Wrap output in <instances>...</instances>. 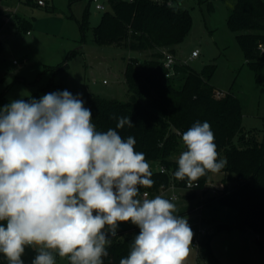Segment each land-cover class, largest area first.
I'll return each mask as SVG.
<instances>
[{"label": "clouds", "instance_id": "clouds-1", "mask_svg": "<svg viewBox=\"0 0 264 264\" xmlns=\"http://www.w3.org/2000/svg\"><path fill=\"white\" fill-rule=\"evenodd\" d=\"M110 118L116 129L134 126L129 117ZM214 140L207 121L182 134L177 180L192 188L226 166ZM135 145L112 128L97 131L80 94L68 90L0 108V253L9 264H24L28 246L38 250L31 264H56L53 253L70 264H103L106 245L129 221L140 231L119 264H184L193 231L169 199L141 197L154 181Z\"/></svg>", "mask_w": 264, "mask_h": 264}, {"label": "trees", "instance_id": "trees-1", "mask_svg": "<svg viewBox=\"0 0 264 264\" xmlns=\"http://www.w3.org/2000/svg\"><path fill=\"white\" fill-rule=\"evenodd\" d=\"M181 0H107L110 10L105 11L97 26L93 27L98 44L124 45L137 52H151L147 60L131 59L124 76L131 92L125 101L91 97L88 108L92 112V123L97 131L117 130L122 138L136 139L135 149L143 152L150 165L154 184L151 188H141V195H158L170 187L188 188V180H177L174 172L176 160L186 150L182 134L196 121H207L214 133L218 160L225 158L226 166L219 172L225 173V188L214 199L220 205L232 208L237 214L234 227L264 235V140L250 137L243 128V107L239 98L232 93L218 91L210 83L215 65H208L201 73L185 63H177L175 74L167 77L163 63V49L174 55L175 46L184 41L192 28V16L179 7ZM28 5H38L27 0ZM17 24L28 32L32 23L25 17L16 15ZM89 9L83 13L81 28L89 27ZM6 19L0 14V31ZM230 30L236 34L245 61L255 72L256 80L264 86L261 71L264 68V0H236L228 20ZM0 48L1 44H0ZM67 66L61 67L64 70ZM183 78V83L177 81ZM49 87H39L30 97L39 100L48 93ZM4 94L0 95V105H7ZM129 117L133 127L116 129L117 120L110 117ZM159 165L154 170L152 165ZM165 171L161 172V168ZM212 172L200 177L195 191L187 195L194 199L197 191H202ZM231 183V186L228 183ZM190 189V188H189ZM198 207L190 206L179 214ZM232 228L221 225L220 229ZM140 229L117 231L112 244L106 245L107 257L103 264H119L130 252L133 238ZM213 234L197 238V253L200 260L208 264H219L212 250ZM195 241V239H194ZM38 254L34 246L25 248L21 259L31 264ZM55 256V253H53ZM56 260V257H55ZM0 264H9L0 253Z\"/></svg>", "mask_w": 264, "mask_h": 264}, {"label": "rangeland", "instance_id": "rangeland-1", "mask_svg": "<svg viewBox=\"0 0 264 264\" xmlns=\"http://www.w3.org/2000/svg\"><path fill=\"white\" fill-rule=\"evenodd\" d=\"M27 0H0V14L6 25L0 31V95L8 104L33 95L39 87H49L48 93L68 90L80 94L88 108L91 97L125 102L131 92L124 72L131 59L147 60L151 52H137L124 45L98 44L93 27L102 14L93 0H45V6L28 5ZM236 0H181L179 7L192 16V28L184 41L175 46L179 63H185L201 73L215 65L210 83L218 91L232 93L243 107V128L250 137L264 140V86L245 61L244 52L229 26L228 20ZM89 9V27L81 28L84 10ZM16 15L28 19L30 31L17 24ZM167 50V49H163ZM162 50V52H163ZM198 57L191 59L193 51ZM67 66L63 71L61 67ZM264 79V68L261 71ZM183 83V78L177 81ZM4 105H0L2 108ZM154 170L159 165H152ZM225 173H211L204 190L194 199L187 195L194 189L170 187L161 196L176 205V215L187 218L193 231L190 254L184 264H208L198 258L194 239L203 231L213 234L212 250L219 264H264V235L243 231L235 226L236 211L212 200L225 188ZM231 186V183H228ZM217 191L214 194V191ZM198 207L179 214L190 206ZM221 225L232 228L220 229ZM131 222L120 223L118 232L133 230ZM35 247V246H34ZM36 248V247H35ZM56 264H70L67 257L55 253Z\"/></svg>", "mask_w": 264, "mask_h": 264}, {"label": "built area", "instance_id": "built-area-1", "mask_svg": "<svg viewBox=\"0 0 264 264\" xmlns=\"http://www.w3.org/2000/svg\"><path fill=\"white\" fill-rule=\"evenodd\" d=\"M32 1L34 3H36L38 6H45L46 5V1L45 0H32ZM93 1L96 3L97 10L101 11V10L105 9L104 5L102 3H100L99 0H93ZM198 55H199V53H198L197 50L193 51L192 55H191V59H194V58L198 57ZM163 63H164V67L167 69L166 76L167 77H172L175 74V66L178 63L176 55H174L173 53H171L168 50H163ZM193 186L194 187L197 186V183L191 185V187H193ZM187 187L190 188L188 185H187ZM216 193H217V191L215 190L214 194H216ZM143 194L141 195L142 198H149L150 197V195L148 193H147L148 194L147 197H144ZM205 234H206V232H204V231L202 233H200L201 236H203ZM194 242L197 245V238L195 239Z\"/></svg>", "mask_w": 264, "mask_h": 264}, {"label": "crops", "instance_id": "crops-1", "mask_svg": "<svg viewBox=\"0 0 264 264\" xmlns=\"http://www.w3.org/2000/svg\"><path fill=\"white\" fill-rule=\"evenodd\" d=\"M148 199H150V197Z\"/></svg>", "mask_w": 264, "mask_h": 264}]
</instances>
